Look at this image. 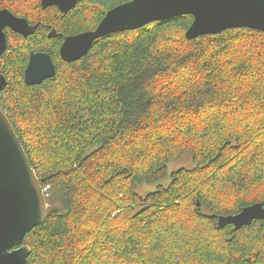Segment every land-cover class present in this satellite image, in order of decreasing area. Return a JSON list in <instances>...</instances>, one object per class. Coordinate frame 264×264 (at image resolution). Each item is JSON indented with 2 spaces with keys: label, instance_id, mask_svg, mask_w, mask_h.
I'll use <instances>...</instances> for the list:
<instances>
[{
  "label": "trees",
  "instance_id": "trees-1",
  "mask_svg": "<svg viewBox=\"0 0 264 264\" xmlns=\"http://www.w3.org/2000/svg\"><path fill=\"white\" fill-rule=\"evenodd\" d=\"M128 1L77 0L63 14L41 0H0L38 27L10 31L0 58V107L49 187L47 218L24 239L27 264H264V219L218 226L264 204V32L188 40V14L61 59L65 35L94 30ZM32 52L48 53L56 74L30 86ZM187 156L193 166L174 170L169 186L136 191Z\"/></svg>",
  "mask_w": 264,
  "mask_h": 264
},
{
  "label": "water",
  "instance_id": "water-1",
  "mask_svg": "<svg viewBox=\"0 0 264 264\" xmlns=\"http://www.w3.org/2000/svg\"><path fill=\"white\" fill-rule=\"evenodd\" d=\"M41 4L43 8L57 6L67 13L76 6L77 0H41ZM188 14L194 18L186 32L188 40L235 28L264 32V0H130L108 11L94 30L66 37L60 56L65 62H75L95 40L107 34ZM37 28L9 9L0 10V58L8 47L7 29L28 37ZM55 36L57 31H51L49 37ZM55 74L56 67L48 53H31L25 70L27 85L41 84ZM7 85L8 80L0 74V96ZM48 208L42 181L0 107V264L28 263L31 249L23 245L25 236L45 222ZM259 219H264L263 203L246 206L238 214L220 216L218 226L232 225L238 230Z\"/></svg>",
  "mask_w": 264,
  "mask_h": 264
},
{
  "label": "rangeland",
  "instance_id": "rangeland-1",
  "mask_svg": "<svg viewBox=\"0 0 264 264\" xmlns=\"http://www.w3.org/2000/svg\"><path fill=\"white\" fill-rule=\"evenodd\" d=\"M191 166H193V163H192L190 157H188V156L184 157L178 161H173L168 165V171L169 172H168V176L165 179H163L160 182L153 183V184L144 183V184L138 186L136 191L140 195L145 196L147 193L153 192V191L157 190L159 187H167L171 183V180H172L171 173L174 170H177V169L182 168V167L189 168Z\"/></svg>",
  "mask_w": 264,
  "mask_h": 264
},
{
  "label": "flooded vegetation",
  "instance_id": "flooded-vegetation-1",
  "mask_svg": "<svg viewBox=\"0 0 264 264\" xmlns=\"http://www.w3.org/2000/svg\"><path fill=\"white\" fill-rule=\"evenodd\" d=\"M52 7H56L59 11H60V9L57 7V6H52ZM61 12V11H60ZM63 13V12H62ZM63 14H65V13H63ZM11 30L10 29H7L6 30V34H7V40H8V34H9V32H10ZM84 32H86V31H81V32H77V33H75V34H73V35H65L63 38H62V42H64V40H65V38L66 37H68V36H74V35H78V34H81V33H84ZM9 42V41H8ZM33 53V52H32ZM44 53H46V52H44ZM59 53H60V49H59ZM31 55V54H30ZM30 59V58H29ZM54 62V61H53ZM29 63V62H28ZM28 66V65H27Z\"/></svg>",
  "mask_w": 264,
  "mask_h": 264
},
{
  "label": "built area",
  "instance_id": "built-area-1",
  "mask_svg": "<svg viewBox=\"0 0 264 264\" xmlns=\"http://www.w3.org/2000/svg\"><path fill=\"white\" fill-rule=\"evenodd\" d=\"M48 188H49V187H47V188L44 189V192H45L46 197H47V191H48Z\"/></svg>",
  "mask_w": 264,
  "mask_h": 264
},
{
  "label": "bare ground",
  "instance_id": "bare-ground-1",
  "mask_svg": "<svg viewBox=\"0 0 264 264\" xmlns=\"http://www.w3.org/2000/svg\"><path fill=\"white\" fill-rule=\"evenodd\" d=\"M103 20V19H102ZM32 25V24H31ZM87 32V31H86ZM15 33V32H14ZM20 35V34H19ZM108 35V34H107ZM22 36V35H21ZM106 36V35H105ZM24 37V36H23ZM104 37V36H103ZM94 43V42H93ZM61 57V56H60ZM62 59V58H61ZM56 67V66H55Z\"/></svg>",
  "mask_w": 264,
  "mask_h": 264
}]
</instances>
